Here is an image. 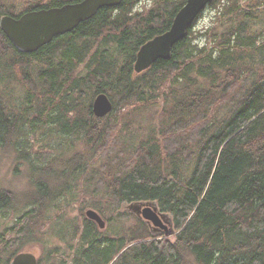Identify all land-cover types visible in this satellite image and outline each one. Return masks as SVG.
<instances>
[{
  "label": "trees",
  "instance_id": "16d2710c",
  "mask_svg": "<svg viewBox=\"0 0 264 264\" xmlns=\"http://www.w3.org/2000/svg\"><path fill=\"white\" fill-rule=\"evenodd\" d=\"M76 1L21 0L15 13L14 3L0 0V16ZM136 1L103 7L32 53L16 50L0 29V156H27L25 126L37 127L35 119L48 115L53 104L62 131L81 142L46 163L30 161L24 198L30 209L21 218L30 228L41 227L47 207L73 194V181L89 171L95 179L89 200L102 193L116 217L131 215L140 227L127 236H106L83 218L77 231L80 242L87 241L85 264H264V47L256 49L260 58L245 52L253 38L239 21L207 51L193 43L192 24L169 58L136 74L139 47L169 28L185 0H155L142 16L131 13ZM250 9L242 18L253 16ZM107 51L113 59H107ZM16 75L24 82L19 105L3 89ZM153 85L154 91L165 87L162 119L146 139L129 146L123 133L155 102L146 89ZM100 92L113 108L98 118L92 102ZM123 106L125 116L113 114ZM15 195L0 188V212L10 208ZM134 201H154L168 213L173 239L153 233L144 220L121 209ZM89 204L105 212L103 204ZM5 244L13 257L17 249ZM0 264H9L8 259Z\"/></svg>",
  "mask_w": 264,
  "mask_h": 264
},
{
  "label": "rangeland",
  "instance_id": "374dc122",
  "mask_svg": "<svg viewBox=\"0 0 264 264\" xmlns=\"http://www.w3.org/2000/svg\"><path fill=\"white\" fill-rule=\"evenodd\" d=\"M6 1L18 5L15 8L11 7L15 13L21 8V0ZM154 4L155 0H137L132 6L131 13H137V16L145 15L149 9L155 6ZM248 8H251L253 16L249 19L242 18L243 11ZM239 21L246 22V34L253 38V44L247 47L245 52H251L258 56L256 49L264 47V0H212L193 22L191 34L193 43L197 44L199 48L206 47L207 51L215 50L223 37L222 31H227L231 26L230 30H233ZM245 52L242 54L243 58L246 56ZM113 56V53L107 51V59H113ZM83 67L86 69V66ZM23 85L22 77L16 75L11 83L3 86L4 92L15 102V105H19L22 94H25ZM161 88L154 91V85L146 87L147 94L153 96L151 99H154L155 102L146 107L141 114L136 115L132 119L133 122L129 129L124 131L122 139L123 142L129 143V146L137 145L141 139H146L153 126L159 125L158 122L159 119H162L163 113L162 103L165 87ZM90 92L87 90V97ZM53 105L51 110H48V115L43 119H35L37 127L25 126L29 133L28 140L23 141L26 143L23 146L29 148L27 156L18 158L17 152L0 156V188L12 189L16 192L15 202L11 203L9 209L0 212V261L3 263L7 259L9 263L12 259L11 252L6 250L5 243L7 242L12 244L11 248L17 249V253L22 251L34 253L38 263L41 260L42 264H76V262L85 264L86 260L81 259V256L87 241L80 242L77 228L84 225L83 218H86L85 211L88 208L96 210L105 221V227L100 231L101 235L127 236L132 229L140 227L138 221L131 215H124L122 218L116 217L117 210L112 211L108 205L104 204L102 193L89 200L88 196L91 195V188L95 184V179L91 178L89 171L80 179L73 181L75 186L73 194L59 197L47 207L46 219L41 227L40 223L34 228H30L29 223L24 224L21 216L30 209L24 206L25 194L29 191L30 161H33L34 158L36 163H46L53 157L69 154L71 149L81 146V142L75 140L78 138L76 135H67L62 131L60 119H55L58 112L54 110ZM127 109L123 106L113 114L117 117L125 116ZM119 120L121 123L124 121V119ZM172 139H174L173 136ZM67 143L72 145V148L63 149ZM162 147L167 150L166 144H163ZM98 164L99 162L94 166L97 167ZM181 166L183 170L188 169L187 164L182 163ZM80 190L84 191L82 196H80ZM83 197L87 203L83 202ZM89 203L103 204L105 212L100 213L96 207H92ZM162 232L163 230L159 233ZM170 239H173V236H170Z\"/></svg>",
  "mask_w": 264,
  "mask_h": 264
},
{
  "label": "water",
  "instance_id": "95a60500",
  "mask_svg": "<svg viewBox=\"0 0 264 264\" xmlns=\"http://www.w3.org/2000/svg\"><path fill=\"white\" fill-rule=\"evenodd\" d=\"M123 0H79L66 2L60 6L31 9L18 16L4 14L0 16V29L16 50L32 53L50 43L54 37L73 30L79 23L90 19L103 7L118 6ZM212 0H186L175 13L169 28L144 42L136 52L133 71L139 74L147 70L157 59L171 56L172 47L186 35L198 13ZM113 103L106 93L96 94L92 102V112L104 117L111 112ZM121 209L132 212L150 227L153 233L168 237L176 233L168 213L158 209L154 201H134L123 204ZM86 218L95 222L101 230L105 221L92 208L85 211ZM9 264H38L37 257L31 252L16 253Z\"/></svg>",
  "mask_w": 264,
  "mask_h": 264
},
{
  "label": "bare ground",
  "instance_id": "6f19581e",
  "mask_svg": "<svg viewBox=\"0 0 264 264\" xmlns=\"http://www.w3.org/2000/svg\"><path fill=\"white\" fill-rule=\"evenodd\" d=\"M185 2H186V0H185ZM185 2H184V4H185ZM184 4H183V5H184ZM183 5H182V6H183ZM207 5H208V4H207ZM205 7H206V6H205ZM205 7H204V8H205ZM202 10H204V9H202ZM202 10L198 13V15L202 12ZM196 18H197V17H196ZM188 28H189V27H188ZM186 32H187V30H186ZM67 33H68V32H67Z\"/></svg>",
  "mask_w": 264,
  "mask_h": 264
}]
</instances>
